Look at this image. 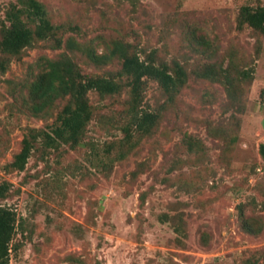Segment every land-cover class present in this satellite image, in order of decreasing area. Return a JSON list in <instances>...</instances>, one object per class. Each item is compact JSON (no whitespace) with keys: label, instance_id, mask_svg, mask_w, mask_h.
I'll return each instance as SVG.
<instances>
[{"label":"rangeland","instance_id":"374dc122","mask_svg":"<svg viewBox=\"0 0 264 264\" xmlns=\"http://www.w3.org/2000/svg\"><path fill=\"white\" fill-rule=\"evenodd\" d=\"M40 1L66 37L96 53L122 38L141 57L182 63L189 79L172 99L148 80L143 105L158 111V125L124 156L125 93L91 91L82 142L49 148L39 139L20 171L7 164L25 134L49 130L64 105L33 114L29 84L39 61L64 49L39 41L0 70V183L11 184L0 204L18 215L9 264H264V36L257 54L251 28L237 27L240 7L264 0ZM16 2L0 0V28ZM65 51L85 73L120 67ZM229 59L253 78L200 76Z\"/></svg>","mask_w":264,"mask_h":264},{"label":"trees","instance_id":"16d2710c","mask_svg":"<svg viewBox=\"0 0 264 264\" xmlns=\"http://www.w3.org/2000/svg\"><path fill=\"white\" fill-rule=\"evenodd\" d=\"M237 27L240 30L251 28L256 37V53L260 54L264 36V4L242 5L237 15ZM65 28L63 24L52 22L45 4L40 0H17L5 12L0 28L2 72L7 70L14 57H19L23 50L34 46L36 42L45 41L46 46L53 50L64 49L59 57H43V61L38 63V72L29 84L33 114H43L60 99L64 100V105L49 130L31 128L25 134L20 151L7 164L11 169H25L39 139L49 148H58L62 144L73 147L79 145L94 115L89 97L91 91H96L103 98L125 93L121 112L124 123L120 127L124 137L119 142L122 151L118 154L119 157L124 156L123 150L135 148L137 142L152 135L158 125V111L146 109L143 105L148 80L158 82L168 96L167 99H172L189 79L182 63L158 59L155 51L141 57L135 45L122 38H113L106 52L98 54L92 44L83 43L73 35L66 37ZM202 42L206 43L204 39ZM65 49L77 51L99 66L118 61L120 67L115 72L85 73ZM199 74L207 79H225L231 85L236 80L253 78V70L241 68L233 59H229L227 65L209 63ZM259 151L264 159V142L260 144ZM10 188L8 181L0 183V200L8 197ZM17 221V212L0 204V264L10 262L13 240L18 229Z\"/></svg>","mask_w":264,"mask_h":264}]
</instances>
